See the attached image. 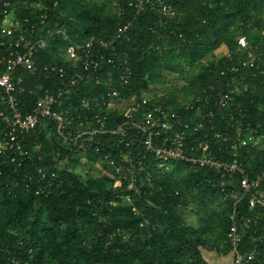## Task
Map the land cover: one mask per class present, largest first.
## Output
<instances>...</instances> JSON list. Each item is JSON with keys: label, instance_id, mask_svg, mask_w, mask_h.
Segmentation results:
<instances>
[{"label": "trees", "instance_id": "obj_1", "mask_svg": "<svg viewBox=\"0 0 264 264\" xmlns=\"http://www.w3.org/2000/svg\"><path fill=\"white\" fill-rule=\"evenodd\" d=\"M165 1L176 11V19H163L150 11L137 16L133 0H106L100 5H86L81 0H19L14 6L21 17L27 15L24 8L31 4H47L51 9L48 24L57 23L63 31L46 51L36 55L35 63L41 71L49 65L63 64L61 54L72 42L83 43L91 37L109 39L121 25L131 22L127 38L119 43L121 58L133 70L131 94L141 98L151 85L163 82L164 72L182 73V79L190 83V95L202 100V110L216 113L215 131L208 130L216 153L220 141L214 133L235 132L226 123L229 112L219 111L216 99L206 104L205 98H215L218 90L228 89L226 81L235 74L228 73L223 78L221 73L239 67L237 77L243 80L237 86L238 99L247 109V122L259 140L257 149L242 155V159L255 178L264 159V0ZM243 38L247 42L245 48L239 44ZM5 55V48L0 47V59ZM245 62H252L253 66L243 69ZM185 67L196 68L189 79L183 75ZM20 78L26 89L21 99L29 106L43 89L54 86L45 77L32 76L22 69L14 76L15 80ZM92 86L83 83L73 101L78 104L80 98L91 94ZM211 87L214 90H209ZM149 100L151 105L164 103L180 112L187 104L177 103L171 93ZM111 116L110 127L124 120L117 113ZM4 133L5 125L0 119V150L8 144ZM114 139L96 138L94 142L101 152H92L90 159L100 161ZM22 142L29 153L24 168L5 167L0 156V264H208L203 257L205 248L223 244L230 252V200H225L220 212L211 209L204 210V216L200 213L201 226L190 224L184 214L189 200L206 208L211 199L218 197L213 184L222 185L224 181L213 172L180 163L172 164L170 170L158 171L149 158V168L136 183L143 182V189L133 198V208L145 215L147 222L141 227L143 219L134 215L132 207L115 205L117 178L105 165L106 173L100 177L83 180L65 174L68 183L54 189L49 197L15 187L12 181L21 183L36 168H52L54 155L60 149L56 139L43 128L23 136ZM68 154L63 152V156ZM147 174H151L152 184L147 183ZM131 175L132 170L126 169L124 188L132 185ZM238 180L227 181V188L238 186ZM259 191L264 196V184ZM242 215V248L264 250V211L246 210Z\"/></svg>", "mask_w": 264, "mask_h": 264}, {"label": "built area", "instance_id": "obj_2", "mask_svg": "<svg viewBox=\"0 0 264 264\" xmlns=\"http://www.w3.org/2000/svg\"><path fill=\"white\" fill-rule=\"evenodd\" d=\"M17 1L0 0V47L6 51L0 59V89L3 91L0 119L5 125L4 137L8 141L7 147L0 150L1 160L5 167L24 168L29 153L22 137L37 128H43L49 137H54L60 149L54 155L52 168H36L26 174L21 183L12 181V184L27 192L34 191L36 195L49 197L54 189L68 183L65 174H74L83 180L100 177L106 173L105 165L114 171L117 178L115 205L133 208L134 195H140L143 189V182L136 183L149 168V158L152 157L153 169L158 171L170 170L175 163L206 169L224 181L222 185L213 184L217 196L231 201L227 241L233 264H264V250H244L240 236V223L245 221L242 214L246 210L264 211V196L259 191L264 184V159L261 169L252 178L242 155L256 150L259 140L247 122V109L238 99L237 86L240 79L243 80V77H237L239 67L221 73L223 78H227L228 73L235 74L226 81L228 89L218 90L215 98L212 95L205 98L206 104L216 99V108L229 112L226 123L235 132L234 135L230 132L214 133V138L220 141L216 153L211 148L208 133V130L215 131L216 113L212 110L204 112L200 98L185 104L184 112H180L164 103L151 105L145 95L139 98L131 94L133 70L128 61L121 58L119 47L120 41L127 38L131 22L121 25L109 39L91 37L83 43L72 42L64 50L63 64L49 65L41 71L35 63L36 55L46 51L55 36L62 35L63 31L57 23L53 26L48 24L51 9L47 4H31L24 8L27 15L20 17L14 6ZM133 1L137 16L150 11L163 19L177 18L176 11L165 0ZM239 44L242 48L247 47L244 38ZM252 66V62L242 64L243 69ZM19 69L32 76H43L54 86L43 89L29 106L21 99L26 93L22 87L23 80L14 79ZM83 83H91L93 91L76 104L73 98ZM100 87L105 90H100ZM113 113L124 120L110 127ZM194 114L196 118H193ZM109 136L115 139L108 152L101 156L100 161L91 160L92 152H101L94 140ZM261 147L264 150V144ZM66 151L70 154L63 156ZM126 169L132 170L133 183L128 188L123 186ZM237 177L238 186L229 190L226 182ZM146 180L152 184L151 174L146 175ZM87 203L91 204L92 200H87ZM133 213L143 219L141 227L147 225L145 215L136 208H133Z\"/></svg>", "mask_w": 264, "mask_h": 264}, {"label": "rangeland", "instance_id": "obj_3", "mask_svg": "<svg viewBox=\"0 0 264 264\" xmlns=\"http://www.w3.org/2000/svg\"><path fill=\"white\" fill-rule=\"evenodd\" d=\"M86 5H100L106 0H81ZM63 55V54H61ZM196 72V68L185 67L184 77L191 78ZM190 83L182 79V73L180 72H164L163 82L160 84H153L151 88L144 94L146 97L154 98L156 95H169L174 94L177 103H190L193 97L190 95ZM190 101V102H189ZM76 163V162H74ZM90 170L94 168L89 167ZM87 170V169H86ZM86 170L84 172H86ZM88 171V170H87ZM188 202V201H187ZM225 208V199L221 197H215L208 202V207H200V204L195 200H189L185 207V217L190 224L194 226H201L200 213L204 216V210H215L217 212L222 211Z\"/></svg>", "mask_w": 264, "mask_h": 264}, {"label": "crops", "instance_id": "obj_4", "mask_svg": "<svg viewBox=\"0 0 264 264\" xmlns=\"http://www.w3.org/2000/svg\"><path fill=\"white\" fill-rule=\"evenodd\" d=\"M203 257L208 264H233L232 255L224 249L223 244L205 248Z\"/></svg>", "mask_w": 264, "mask_h": 264}]
</instances>
